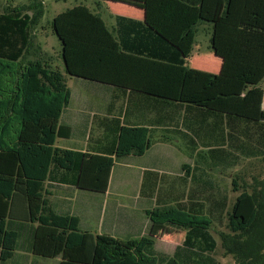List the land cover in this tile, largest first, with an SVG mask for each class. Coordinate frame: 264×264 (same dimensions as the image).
Masks as SVG:
<instances>
[{
	"label": "trees",
	"instance_id": "obj_1",
	"mask_svg": "<svg viewBox=\"0 0 264 264\" xmlns=\"http://www.w3.org/2000/svg\"><path fill=\"white\" fill-rule=\"evenodd\" d=\"M144 2L145 21L118 16L116 33L87 5L58 13L52 26L62 44L65 73L51 68L43 56L27 58L34 28L45 13L41 0L0 11L2 262L17 248L18 232L9 229L8 219L19 197L29 221L38 224L33 242L37 255L61 257L60 264H159L150 254L156 242L151 233L123 240L83 231L78 216L59 214L50 204L45 184L54 167L81 172L82 178L105 189L115 160L141 156L153 144L148 126L113 117L103 125L92 154L56 146L57 138L70 135V128L60 123L71 98L69 75L144 93L154 107L172 104L210 111L217 122L215 141L201 153L217 165L227 166L223 155L228 162L245 149L253 156L256 151L264 154V0ZM201 22L212 24V49L223 59L216 74L186 65ZM202 132L190 133L196 139ZM226 142L237 153L227 150ZM233 186L242 191L227 211L224 246L236 264H264V180L254 176L241 186L235 178ZM206 200L159 206L146 215L152 226L207 231L227 201L214 196ZM164 264L180 263L171 257Z\"/></svg>",
	"mask_w": 264,
	"mask_h": 264
},
{
	"label": "crops",
	"instance_id": "obj_2",
	"mask_svg": "<svg viewBox=\"0 0 264 264\" xmlns=\"http://www.w3.org/2000/svg\"><path fill=\"white\" fill-rule=\"evenodd\" d=\"M129 1L136 5L137 9L132 15H125L128 11H114L112 17L115 24L111 30L115 33L118 16L145 21L144 0ZM197 30H206L210 40L211 55L202 52L203 45L196 40L195 35L194 47L191 55L186 59V65L196 48L199 51L198 56L203 57L204 60L194 62L198 68L193 69L214 74L219 73L223 59L216 55L212 49V24L201 22L197 26ZM31 56L32 58L29 57V59L33 60L43 56L51 68L59 69L65 73L62 44L60 62L58 63H54L51 56H47L45 43L41 44L40 41L32 45ZM72 78H76L75 84L82 85L84 90L80 94L79 92L76 94L69 87L71 98L69 104L62 111L60 123L70 128V135L57 138L56 146L92 154L93 148L97 146L96 143L101 141L103 133L93 138L91 145L89 142L91 137L88 135L91 124L95 121L100 131L103 132V125L113 117H120L126 124L148 126L151 129L150 135L153 144L141 156L129 155L115 160L105 189L100 187L98 181L82 178L81 172L76 174L54 167L45 188L50 204L57 213L76 215L80 219L81 230L103 234V195H111V191L115 187L118 191L116 193L120 195L123 186L126 188L125 191L136 199L134 206L136 208H133L135 211L133 209L131 211L141 213L139 216L145 219H142L143 222L140 221L137 218L138 215L131 211L130 213L125 212L127 206L115 201L111 211V228H118L122 224L123 230L131 235L130 238H139L151 233L149 231L151 222L146 215V210L165 205L174 206L179 202L198 203L200 195H215L217 193L211 182L201 181L195 172L200 162L206 164L210 169L227 170V166L217 165L215 161L205 156L204 152L201 153L215 141L217 122L213 119L210 111L194 106H188V109L186 107L179 108L172 104L154 107L147 102L148 96L144 93L120 90L114 85L70 75L67 77L68 86ZM75 95L84 99L87 111L84 118L78 122L70 120L71 105ZM88 97L103 100L101 108L92 107ZM224 126H226L225 122ZM194 129L203 131L200 138L195 139L191 135L190 132ZM225 129L227 130V127ZM75 131L79 132L80 143L60 144L62 139L69 140L75 137ZM6 141L5 138L3 142ZM179 146L187 149L193 159L192 162H180L179 155L183 152L178 149ZM225 147H227V142ZM226 156V154L223 155L224 164H227ZM124 166L127 168L126 170L122 169ZM13 215L8 219V227L10 230L18 232L17 248L12 258L4 262L0 259V264H60L61 257H43L33 252L35 228L38 224L29 221L27 206L22 198L18 197L14 200ZM160 242L164 243L167 248H172L169 241L156 237L155 244Z\"/></svg>",
	"mask_w": 264,
	"mask_h": 264
},
{
	"label": "rangeland",
	"instance_id": "obj_3",
	"mask_svg": "<svg viewBox=\"0 0 264 264\" xmlns=\"http://www.w3.org/2000/svg\"><path fill=\"white\" fill-rule=\"evenodd\" d=\"M33 0H0V11H4L9 7L21 6L28 4ZM45 6V13L40 23H38L34 28V41L33 44L45 43L47 49V56H51L54 63L60 62V48L61 43L58 36L53 31L52 22L54 17L68 8H72L79 4H84L90 7L93 11L100 13L102 18L107 23L108 27L115 24V20L112 17L115 10L128 11L125 15H132L137 9L133 3L129 0H41ZM124 13V12H123ZM134 16V15H133ZM196 40L201 42L203 45L202 52L210 53V40L206 33V30H196ZM199 51L195 48L193 56L189 59L187 66L190 68H198L194 65V62L204 60L203 57L198 56ZM32 58L31 53L27 56L29 59ZM62 64V61H61ZM211 71V70H210ZM76 78H72L69 81V87L76 92H83L84 88L82 85L75 84ZM264 85V83H263ZM88 101L91 102L92 107L98 109L101 108V103L103 100L89 98ZM72 115L70 117L72 121L78 122L82 120L87 114L84 99L80 98L79 95H75L74 100L71 105ZM85 111V112H84ZM94 111V110H93ZM262 118L264 120V103ZM76 132V136L72 139H62L60 140L61 145H72L75 142L80 143L79 132ZM101 132L95 121L90 126V131L88 135L91 137L89 141L93 144V138L98 136ZM88 141V140H87ZM183 153L179 155L180 162H192L190 154L185 147L179 146ZM227 150L237 153V151L232 146H228ZM244 152L239 155V158L228 157L229 163L227 162V170H221V168L210 169L206 164L199 163L198 168L195 170L196 174L199 175L201 181L211 182L215 186L217 193L215 195H200L201 200L207 201L206 199L214 196L218 199H226L227 206L222 208L223 210H218L214 214V220L212 226L207 231H187L185 229L177 228L170 225H151L150 232L157 238H163L169 241L172 248H167L164 243H156L151 249V253L157 257L159 264H164L171 257H175L180 264H236L234 256L227 253V249L224 246L225 237L229 229L227 227L228 218L227 211L231 209L233 202L236 197L241 193L240 191H235L233 186V180L237 178L239 184L243 186L245 181L251 182L253 177L256 176L259 179L264 180V154H260V151H256L254 156L250 153V150L245 149ZM234 162L233 164L231 162ZM122 169L126 170L124 166ZM125 187H121L120 195H118L117 188H113L111 195H103L104 201V233H108L114 237L127 240L131 239V235L123 230V225L120 224L118 228H111V211L112 205L115 201L121 203L123 206L128 208L125 212L130 213V211L136 204V199L125 191ZM199 198V199H200ZM137 210V209H136ZM133 211H135L133 209ZM131 211L132 213H134ZM139 212V211H138ZM140 221L145 219L139 214L134 213Z\"/></svg>",
	"mask_w": 264,
	"mask_h": 264
}]
</instances>
